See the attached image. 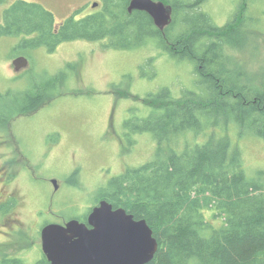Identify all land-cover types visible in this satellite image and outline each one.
<instances>
[{
    "label": "rangeland",
    "instance_id": "rangeland-1",
    "mask_svg": "<svg viewBox=\"0 0 264 264\" xmlns=\"http://www.w3.org/2000/svg\"><path fill=\"white\" fill-rule=\"evenodd\" d=\"M14 1L1 4V17ZM27 1L53 11L58 25L78 8L82 11L77 18L92 13L96 8L91 4L100 2ZM201 9L218 26L229 22L238 26L249 14L242 38L227 46L224 55L234 77L263 90L264 0H208ZM23 42L20 37L0 38V106L17 99L19 110L30 103L25 94L36 92L40 83L55 75L63 81L61 94L53 101L28 115L0 121V187L5 195H19L14 216L6 214L0 220V259L12 256L24 264H37L44 257L41 230L45 225L84 218L113 177L156 159L154 135L140 129L158 115L153 107L163 103L147 97L167 89L170 97L181 98L200 89L194 62L171 56L157 39L133 49L111 48L103 40L66 41L54 52ZM20 56L29 65L17 72L12 61ZM11 110L4 111L6 117ZM211 129L241 151L251 176L262 174L264 180L263 138L252 132L238 136L235 124L207 127L205 133L209 135ZM188 134L189 140L200 144L206 140L204 134ZM46 146L55 147L48 152Z\"/></svg>",
    "mask_w": 264,
    "mask_h": 264
},
{
    "label": "trees",
    "instance_id": "trees-1",
    "mask_svg": "<svg viewBox=\"0 0 264 264\" xmlns=\"http://www.w3.org/2000/svg\"><path fill=\"white\" fill-rule=\"evenodd\" d=\"M100 1L92 13L77 18L81 10H76L58 25L55 13L42 3L16 0L4 12L0 35L34 36L23 44L51 52L63 42L82 39L107 41L115 49H133L157 39L171 56L193 61L200 90L173 98L165 89L147 97L163 103L153 107L158 115L140 129L154 135L156 159L113 177L99 199L145 219L153 229L159 249L147 264H264L263 176L247 172L241 151L229 138L212 129L205 133L207 127L235 124L238 136L252 132L264 139V89L234 77L224 55L227 46L242 38L249 14L238 26H218L201 9L208 0H156L173 7V21L161 31L145 11L129 12L131 0ZM60 77L26 93L30 103L19 110L17 99L1 105L0 121L28 115L53 101L61 94ZM5 110H11L7 117ZM191 131L206 140H189ZM0 264L24 262L4 256ZM37 264L50 262L44 255Z\"/></svg>",
    "mask_w": 264,
    "mask_h": 264
},
{
    "label": "water",
    "instance_id": "water-1",
    "mask_svg": "<svg viewBox=\"0 0 264 264\" xmlns=\"http://www.w3.org/2000/svg\"><path fill=\"white\" fill-rule=\"evenodd\" d=\"M128 10L145 11L161 31L173 21V7L163 1L131 0ZM13 64L20 71L28 61L19 57ZM53 182L57 186V181ZM41 241L50 264H147L159 249L145 219H136L125 208H115L105 199L92 209L87 222L73 218L65 224L45 225Z\"/></svg>",
    "mask_w": 264,
    "mask_h": 264
},
{
    "label": "flooded vegetation",
    "instance_id": "flooded-vegetation-1",
    "mask_svg": "<svg viewBox=\"0 0 264 264\" xmlns=\"http://www.w3.org/2000/svg\"><path fill=\"white\" fill-rule=\"evenodd\" d=\"M101 2V1H100ZM100 2H94V3H92L91 4V6L92 7H94V8H98L99 7V5H100ZM131 2V1H130ZM95 3H98L96 6H95ZM1 6V5H0ZM7 9V8H6ZM78 10H81L82 11V8H78ZM4 12H5V10H4ZM3 25H5V20H4V13H3V15H2V17H1V13H0V26H3ZM2 37H7V36H4V35H0V38H2ZM9 37H20V38H22L23 40H27V39H31L32 37H34V36H28V35H21V36H9ZM20 57H23V56H20ZM17 58H19V57H17ZM17 58H15V59H17ZM15 59H13V61H12V64H13V62H14V60ZM28 61V60H27ZM28 65H29V61H28ZM27 65V66H28ZM228 65V64H227ZM13 66H14V64H13ZM14 70L16 71V69H15V66H14ZM17 72H19V71H17ZM60 141H59V144H60V142L62 141L61 139H59ZM58 146V145H57ZM55 147V146H54ZM54 147H48L47 148V146L45 147V150H47L48 152H50ZM18 151H19V149H18ZM5 182H7V181H4V183ZM19 196V195H18ZM17 196V193H15V192H13V193H9L8 195H5L4 194V192H3V190L1 189V187H0V220L2 219V217H3V215H9V214H11L12 213V215L14 216V213H15V211H17V209H18V202H19V197ZM101 200H103V199H99V201H98V203L95 205V206H97L99 203H100V201ZM95 206H93V207H91L90 208V210H89V212H88V214L82 219V220H80L81 222H87V219H88V215L90 214V212L92 211V209L95 207ZM11 221H13L14 222V218L12 217L11 219H10ZM16 220V219H15ZM12 222V223H13ZM67 222V221H66ZM65 222V223H66ZM64 223V224H65ZM9 226V225H8Z\"/></svg>",
    "mask_w": 264,
    "mask_h": 264
}]
</instances>
